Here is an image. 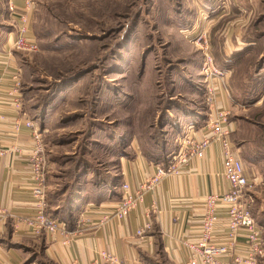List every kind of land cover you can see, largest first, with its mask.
Listing matches in <instances>:
<instances>
[{"label": "rangeland", "instance_id": "1", "mask_svg": "<svg viewBox=\"0 0 264 264\" xmlns=\"http://www.w3.org/2000/svg\"><path fill=\"white\" fill-rule=\"evenodd\" d=\"M209 2L215 9H223L225 4L230 9L229 0H38L29 34L34 35L31 38L39 51H16L21 60L20 89L26 113L44 128L49 167L51 163L56 175L53 184L60 193L75 187L72 184L81 175L79 165L83 170L101 171L103 163L117 152L113 137H120V152L125 138L126 156L133 157L134 149L148 156L161 155L158 142L173 141L177 136L171 127H165L167 110L178 103L196 109L192 104L198 99L202 107L201 97L191 94V83L184 75L197 80L193 83L197 91H204L197 76L203 53L192 43V35L207 21L200 14ZM210 5V12L214 11ZM9 13L7 0H0V33L12 23ZM224 18L227 25L240 20L247 26L245 36L257 43L253 57L244 64L251 66L252 73L253 88L247 92L261 91L262 78L253 80V75L264 60V0H241L240 8ZM223 34L219 33L220 44ZM176 35L191 44L190 56L179 57L177 49L170 52ZM183 58L188 61L183 63ZM245 93L242 90L240 98ZM172 95H176L173 100ZM242 116L256 123L249 130L242 128V138L256 155L244 165L254 184L252 212L262 227L264 104L251 107ZM179 147L180 143L176 150ZM158 160L165 167L174 162L173 158Z\"/></svg>", "mask_w": 264, "mask_h": 264}, {"label": "crops", "instance_id": "2", "mask_svg": "<svg viewBox=\"0 0 264 264\" xmlns=\"http://www.w3.org/2000/svg\"><path fill=\"white\" fill-rule=\"evenodd\" d=\"M229 1L230 9L227 6L229 4H225L223 9L219 8L220 11L214 8L215 5H210L212 2L204 4L200 19L202 15H206L207 21H204L205 24L199 29L206 30L207 37L211 39L210 52L216 65L226 72L227 91L219 98L218 104L230 112V121L234 127L231 141L247 165L256 155L254 151L251 153V149H247L249 147L242 138L245 136L242 128L249 130V127H255L256 123L249 117H243L242 113L248 112L251 107L258 108L264 104V60L253 75V80L262 78L261 91L255 89L247 92L248 88H253L250 85L252 73L251 66L245 65L244 62L251 60L257 43L252 41L251 36H245L247 26L241 25L240 20L226 24L228 20L226 17L223 19L224 15L227 16L231 12L234 14L235 10L240 8L241 2ZM216 3L218 4L217 1ZM9 5H13L19 14L24 0H7L10 12ZM208 5L212 6L214 11L210 12ZM10 16L12 23L0 33V100H4L0 102V112L4 117L0 127V146L5 149L20 148L23 154L9 152L0 158V209L8 214L3 233L0 234V264H93L100 259L103 251H109L118 258L142 261L144 264H187V251L183 243L185 240L192 241L198 234L205 198L211 194H222L229 189V183L221 176L223 150L219 142L213 143L202 157L182 165L179 174L165 177L157 189L147 191L123 220H106L105 214L110 210L114 211L120 204L124 184H129L131 191L135 192L141 182L147 181L156 173L159 164L152 162L151 157L159 159L161 156L163 159L169 154L167 160L173 158L174 152L178 151V138L185 134V128L193 127L197 137L202 138L209 109L205 106L204 91H197L193 84H196L197 80H190L188 75H184V79L191 83V94L195 92L198 98L201 97L202 107L200 99H195L199 102L192 104L196 109L172 103L175 106L167 110L165 127H171L177 136L173 141L163 142L165 155L148 156L134 149L133 157L126 156V150H123L125 138L120 152V137H113L117 152L113 153L108 162L103 163L101 171L98 173L99 170H83L79 165L77 169L81 175L78 174V181L73 182L72 187L74 184L75 187L61 193L55 188L56 184H53L56 175L54 170L51 171L50 163L47 173L48 211L52 216L67 223L66 235L43 233L36 238L25 224L16 223V217L35 213L32 180L24 156L32 149L34 142L32 130L25 125L26 121L32 119L24 106L22 112H19L13 104L7 102L15 88V76L21 74L20 55L12 49L18 20L12 13ZM222 31L224 41L220 44L219 33ZM210 33L215 35V39ZM32 36L34 37L29 34V37ZM189 44L182 36L176 35L169 50L171 52L177 49L176 55L188 57L192 50ZM200 58L202 61L197 76L203 81L202 54ZM186 60L188 61V58H183L182 62ZM185 67L188 69L187 63ZM244 89V98H240ZM175 98L176 95H172L170 99ZM36 110L41 108L36 107ZM17 121L21 123V128L16 136L12 130ZM33 122L38 125V121ZM244 124L247 127H244ZM132 146L134 148V145ZM67 192L74 195L68 196ZM86 212H90L86 216L88 222L83 221V214ZM219 216L220 231L216 236L223 239L226 234V211L219 210ZM149 220L152 229L145 237H138V229ZM262 227L264 228V224ZM261 264H264V259Z\"/></svg>", "mask_w": 264, "mask_h": 264}, {"label": "built area", "instance_id": "3", "mask_svg": "<svg viewBox=\"0 0 264 264\" xmlns=\"http://www.w3.org/2000/svg\"><path fill=\"white\" fill-rule=\"evenodd\" d=\"M38 0H24L21 13L17 14L16 8L9 5L10 12L17 17V34L12 43V49L29 54L39 51L38 43L29 37L31 17ZM200 32V33H199ZM207 34L198 31L192 35V43L198 45L203 53L201 75L203 77L204 100L207 113V123L203 130L202 138H198L193 127L185 128L180 147L173 156L174 162L168 166L157 165L156 173L147 181L141 182L135 192L131 191L129 184L122 187V200L116 209L105 214L106 220H123L128 212L141 200L147 191L155 190L161 181L172 174H179L180 167L190 160L202 157L207 149L215 142H219L223 150V172L221 176L229 183V189L222 194H211L203 202V216L198 234L194 239L185 240L187 251V264H261L264 259V234L263 228L257 223L252 204L254 198L251 190L254 184L250 179L244 162L240 157L237 147L232 143L231 136L234 127L230 121V112L221 108L219 98L226 93V72L219 69L210 52ZM15 76V88L10 93L7 102L13 104L17 111L23 110V96L20 87V76ZM4 102V100H0ZM4 120L0 112V127ZM32 130L33 147L25 156V161L32 180V196L34 199L35 213L33 215H20L15 218L17 224H25L34 237H40L43 233L66 235L67 223L52 216L48 211V185L47 173L49 157L46 153L45 133L32 120L25 122ZM21 123L13 126V134L18 135ZM23 154L20 148L5 149L0 146V158L7 153ZM224 209L227 215L226 234L223 239L217 238L219 228V210ZM83 214V221L86 219ZM7 212L0 209V234L7 219ZM152 229L150 220L138 229L137 236L143 238ZM93 264H144L125 258H118L109 251H103L100 259Z\"/></svg>", "mask_w": 264, "mask_h": 264}, {"label": "trees", "instance_id": "4", "mask_svg": "<svg viewBox=\"0 0 264 264\" xmlns=\"http://www.w3.org/2000/svg\"><path fill=\"white\" fill-rule=\"evenodd\" d=\"M59 92H61V91H59ZM59 92H58V93H59ZM163 144H164V143L161 144V142H158V145H159L160 147L162 146V150H161V153H160L162 156L165 155V154H164V151H163V150H164V145H165V144H164V145H163ZM168 155H169V154H168ZM168 155H167V156H168ZM151 156H152V155H151ZM167 156H165V157L163 158L164 161L167 160ZM156 159L158 160V158H154V157L152 158V157H151L150 160H151L152 162L156 163V161H157ZM159 159H161V156H160ZM163 159H162V160H163ZM158 161H159V160H158ZM158 164H159V163H158ZM166 166H167V165H166ZM73 195H74V194H71L70 196H73ZM263 224H264V221L262 222L261 225H263ZM43 264H44V263H43ZM45 264H51V263L46 262Z\"/></svg>", "mask_w": 264, "mask_h": 264}]
</instances>
